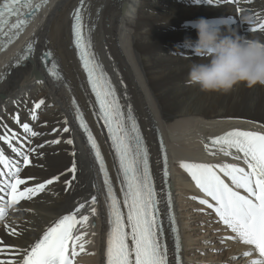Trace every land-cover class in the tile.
Segmentation results:
<instances>
[{"label":"bare ground","instance_id":"obj_1","mask_svg":"<svg viewBox=\"0 0 264 264\" xmlns=\"http://www.w3.org/2000/svg\"><path fill=\"white\" fill-rule=\"evenodd\" d=\"M78 2L48 0L26 29L21 43L4 51L0 57V76L3 77L0 79V122L17 133L19 139L14 143L24 150L44 145L37 148L32 155V165L25 168L22 175L45 179L64 173L61 181L49 186L44 193L31 201H21L16 211L9 209V222L15 221L18 232L20 228L27 230L12 237L0 224V239L10 245L27 247L51 221L66 214L77 202L89 201L95 194L97 214L91 215L86 204L82 212L90 215V219L83 227L78 225L80 231L87 232L85 240L91 243L85 244V251L76 257L75 264H105L107 192L86 137L75 120L76 105L98 138L114 189L121 198L122 192L118 162L107 128L97 115L72 43L70 13ZM85 6L86 31L92 29L93 51L115 86L121 104L125 109L129 104L132 106L149 148L159 198L164 202L167 189L174 196L183 264H223L227 261L228 264H251L257 259L253 246L244 245L238 239H227L235 234L221 221L219 223L218 216L217 221L211 216V209L199 203V199L210 198L189 174L178 172L177 166H181V162H196L236 163L247 167L243 159L233 160L217 146H212L210 138L232 128L264 132V86L248 88L241 84L229 92L202 91L199 85L189 81L188 72L192 63H205L207 57L195 54L185 45V39H197L196 29L187 22L203 17L220 26L225 33L231 28L242 36L264 41V32L251 31L264 19V0H234L233 4L226 0L211 3L209 0H85ZM31 42H35L34 53L17 65L16 61L25 54ZM49 50L53 57L48 65L55 60L62 79L53 78L48 65L41 60L42 54ZM39 99H44L45 105L37 110L38 119L31 120L33 102ZM16 113L21 122L30 123L33 130L42 135L28 137L14 122ZM64 127H68L69 132H63ZM4 132L0 127V134ZM161 137L169 161L167 186L163 182ZM54 139H59L60 143H47ZM68 139H72L73 144L66 143ZM0 149L17 159L3 141H0ZM72 152L76 153L75 157ZM73 159L77 164L76 179L68 187L64 180L71 179L67 169ZM194 196L197 199H192ZM160 207L165 214L166 204L161 203ZM191 207L205 218L194 213V219H187ZM22 208L29 211H21ZM224 233L226 243L231 244L229 250H224L226 246L220 240ZM165 236L170 264H174V245L167 228ZM210 237L214 243L208 245ZM247 251H253V255L244 256Z\"/></svg>","mask_w":264,"mask_h":264},{"label":"snow or ice","instance_id":"obj_2","mask_svg":"<svg viewBox=\"0 0 264 264\" xmlns=\"http://www.w3.org/2000/svg\"><path fill=\"white\" fill-rule=\"evenodd\" d=\"M46 3L47 0L41 2L2 0L0 33H3L6 39L0 40V44L6 47L12 43ZM84 11L85 0H80L72 12L73 45L87 75L91 92L95 94L97 115L103 120L114 149L123 197L122 199L118 197L101 146L85 121L79 105H76L79 126L86 133L88 145L98 164L107 192L108 230L104 252L105 264H170L169 247L164 237L165 227L160 212L161 199L158 197L152 174L149 148L133 114L132 106L129 104L125 109L121 104L115 86L95 56L92 29L88 28L85 31ZM251 31L264 32V19H261ZM34 51L35 42H31L25 54L16 61L17 65L28 60ZM52 57L53 53L50 50L45 51L41 60L47 66ZM48 71L55 79L63 78L55 60H52ZM0 79L3 77L0 76ZM73 103L75 104V101ZM43 105L44 99L33 102L31 120L38 119L37 110ZM13 120L28 137L42 135L33 130L30 123L21 122L19 113L13 116ZM0 127L5 129L4 134H0V141H3L17 157L12 159L0 149L2 166L0 224L4 226L8 235L17 237L27 229L20 228V231H17L15 221L9 222V209L16 211V206L21 201H31L40 193H44L49 186L61 181L64 173L45 179L22 175L24 169L32 165V155L37 152V148L44 145L24 150L23 146L14 143L19 139L17 133L8 130L7 125H3L2 122ZM63 132H69V128L64 127ZM47 143L59 144L60 140L54 139ZM66 143L73 144V140L68 139ZM210 144L217 146L225 156H230L233 160L243 159L247 167H241L236 163L196 162H181V167L188 172L196 186L210 198L199 199V203L211 209L219 217V221L235 234L227 239H238L244 245L253 246V250L258 251L259 258L252 260L251 264H264V132L233 128L222 135L210 138ZM160 151L163 154V182L167 186L169 161L162 137ZM72 156L75 157L76 153L72 152ZM67 172L71 173V179H65L64 183L71 187L76 179L75 159ZM225 178H228L230 183L226 182ZM192 199L197 197L194 196ZM164 203L167 207L170 232L174 236V264H182L181 236L176 215L172 210L173 198L170 189L164 193ZM86 204L90 208V214L96 215L97 195L93 194L89 201L77 202L66 214H61L51 221L42 230L41 235L27 247L10 245L0 239V264H75L76 257L85 251V244L91 243L85 240L87 232L78 228V225L83 227L90 219V215L82 212ZM20 210L29 211L23 208ZM243 255L251 257L253 251L244 252Z\"/></svg>","mask_w":264,"mask_h":264},{"label":"clouds","instance_id":"obj_3","mask_svg":"<svg viewBox=\"0 0 264 264\" xmlns=\"http://www.w3.org/2000/svg\"><path fill=\"white\" fill-rule=\"evenodd\" d=\"M197 31V39H185L195 54L207 62L191 64L188 79L205 92H229L238 85L264 86V41L242 36L206 18L187 22ZM227 24V21H224Z\"/></svg>","mask_w":264,"mask_h":264},{"label":"rangeland","instance_id":"obj_4","mask_svg":"<svg viewBox=\"0 0 264 264\" xmlns=\"http://www.w3.org/2000/svg\"><path fill=\"white\" fill-rule=\"evenodd\" d=\"M177 171L178 172H184L185 174H187L188 175V173L186 172V170L184 169V168H182L181 166H177ZM38 178H40L41 179V177H38ZM175 192V191H174ZM161 197H163V196H161ZM163 205H164V202H161ZM191 205H193V204H189V206H191ZM199 211V210H198ZM187 213H189V216L190 217H187V219H194V213L196 214V215H198V216H200L201 218H205V216L204 215H201V214H199V213H197V210L195 209V208H190V210L187 212ZM211 216H213L215 219H216V221H217V215L213 212V214H211ZM93 223V224H92ZM219 223H220V221H219ZM94 225V222H91L90 223V226H93ZM200 225H206L205 223H200ZM223 225V224H222ZM223 227V226H222ZM203 232H207L206 231V229H203L202 230ZM207 234H208V232H207ZM225 239H226V236H225V233H224V236L223 237H220V240H221V243L222 244H225V246L226 247H224V250L225 249H227V250H229L230 249V247H231V244L230 245H228L227 243H226V241H225ZM208 241V240H207ZM206 242V241H205ZM214 243V240H213V238H211L210 237V239H209V241H208V245L210 244H213ZM218 252H220V251H218ZM228 264L229 263V261H227V262H225V263H223V264Z\"/></svg>","mask_w":264,"mask_h":264}]
</instances>
